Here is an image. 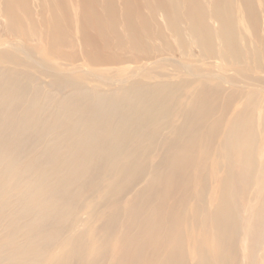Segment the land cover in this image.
Segmentation results:
<instances>
[{"label": "bare ground", "instance_id": "1", "mask_svg": "<svg viewBox=\"0 0 264 264\" xmlns=\"http://www.w3.org/2000/svg\"><path fill=\"white\" fill-rule=\"evenodd\" d=\"M93 199L52 264H264V0H0V264Z\"/></svg>", "mask_w": 264, "mask_h": 264}, {"label": "rangeland", "instance_id": "2", "mask_svg": "<svg viewBox=\"0 0 264 264\" xmlns=\"http://www.w3.org/2000/svg\"><path fill=\"white\" fill-rule=\"evenodd\" d=\"M37 150H35V152H36ZM27 155H28V153H26ZM31 154H29V156L28 157H31L30 156ZM33 155V154H32ZM82 201H83V203H84V201H85V198H86V195H83L82 197ZM92 200V199H91ZM90 200V202H88V204L87 205H85V206H83L82 208H80L82 211H84V213H82V211H80L79 212V210H78V212H76V214L74 215V219L76 220V224H73L74 223V219H73V217L71 218V220L69 221V218L66 220V222H67V224L65 225V228L64 229H62L63 230V233H61L62 232V230H61V232H60V235L58 236V240L57 239H54L53 241L52 240H50V235L47 237V236H44V237H41V238H38L37 239V241L36 242H33L32 240H25L24 241V245H28L29 247H34V248H40V249H43L45 252H46V254L48 253V257H46L45 258V260L43 261V262H41L40 264H52V262L54 261V258H55V256L56 255H54V252L55 251H60V250H63V251H66V250H68V249H72V248H74L75 246L73 245V243H72V240L74 239V237L75 236H77V234H79V232H81V234L83 233L84 234V236H86V238L88 239V240H91L90 238L92 237V235H93V232L95 231V228H94V226H96L97 225V221L96 220H94L89 214H90V212L87 214V211H91L92 210V207L90 208V204L89 203H91L92 202V204L93 203H95V200L93 199V201H91ZM86 204V203H85ZM78 213V214H77ZM76 215H77V217H76ZM80 215V216H79ZM85 215V216H84ZM2 218H5V217H2ZM36 218V217H35ZM25 219V220H24ZM23 219V226H21V224L20 223H18L21 227H20V234L19 235H21L20 237H19V239L21 240V241H23V239H24V237H22V235L25 233H28L29 232V229H31L30 227L31 226H29L28 227V222H30V224L32 223V227H37L38 225L39 226H41V221L38 219V217L34 220V221H30V218H24ZM91 219H93V220H91ZM0 227H1V222H2V227L1 228H3V227H6V223L9 221V219L6 217V219L4 220V219H1L0 218ZM88 221V222H86V221ZM3 221H5V222H3ZM89 221H90V223H89ZM94 221V222H93ZM4 223V224H3ZM25 223V224H24ZM40 223V224H39ZM80 223V224H79ZM86 223V224H85ZM87 223H88V225H87ZM78 224V225H77ZM90 224V225H89ZM5 225V226H4ZM49 225H54V224H49ZM48 225V226H49ZM72 225V226H71ZM92 225V226H91ZM26 226V227H25ZM38 226V227H39ZM46 226H47V224H46ZM67 226V227H66ZM70 226V227H69ZM81 226V227H80ZM19 227V226H18ZM78 227V228H77ZM88 227V228H87ZM23 228H25L24 230H23ZM50 228H54L53 226H50ZM73 228V229H72ZM83 228V229H82ZM89 228H91V229H89ZM93 228H94V231H93ZM69 229V230H68ZM0 230H2V229H0ZM21 230H23V231H21ZM64 230H66L67 232H65ZM72 230V231H71ZM81 230V231H80ZM28 231V232H27ZM69 231V232H68ZM83 231V232H82ZM73 234H72V233ZM85 232H87V233H85ZM69 234L71 235V236H69ZM18 235V236H19ZM35 235V234H34ZM36 236V235H35ZM40 236V235H39ZM38 236V237H39ZM35 237H31V239H34ZM86 239V240H87ZM65 241V243H63ZM57 242V243H56ZM87 242V241H86ZM23 243V242H22ZM52 246H51V245ZM69 244V245H68ZM48 245H50L49 247H47ZM64 245V246H63ZM68 245V246H67ZM21 246H23V245H21ZM62 246V247H61ZM67 246V247H66ZM59 247V248H58ZM46 248H48V251L46 250ZM93 248H95V246H94V244L93 243H89V244H87V245H85V250L87 251V254L85 253V255H86V257H85V264H92L93 263V261H94V259H93V257L95 258V251L94 252H92L93 251ZM57 249V250H56ZM92 249V250H91ZM50 251V252H49ZM91 255H92V257H91ZM53 257V258H52ZM52 258V259H51ZM91 258V259H90ZM88 261H90V262H88Z\"/></svg>", "mask_w": 264, "mask_h": 264}]
</instances>
